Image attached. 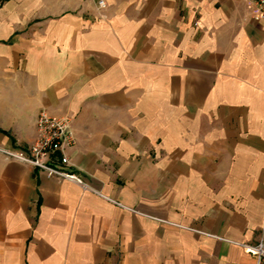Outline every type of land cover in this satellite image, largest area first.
Here are the masks:
<instances>
[{
    "label": "crops",
    "instance_id": "crops-1",
    "mask_svg": "<svg viewBox=\"0 0 264 264\" xmlns=\"http://www.w3.org/2000/svg\"><path fill=\"white\" fill-rule=\"evenodd\" d=\"M98 1L0 0V147L27 149L41 107L69 115L66 170L102 193L0 151V264H256L264 19Z\"/></svg>",
    "mask_w": 264,
    "mask_h": 264
},
{
    "label": "built area",
    "instance_id": "built-area-1",
    "mask_svg": "<svg viewBox=\"0 0 264 264\" xmlns=\"http://www.w3.org/2000/svg\"><path fill=\"white\" fill-rule=\"evenodd\" d=\"M246 1L254 11L253 18L264 19V0ZM104 5L103 0L98 1L99 7ZM34 125L36 136L27 149L0 147L5 158L37 167L48 177L74 181L82 189L102 195L84 176L66 170V167L70 165L69 149L76 143L71 129V117L69 115H54L46 108L41 107L35 114ZM242 247L244 251L256 258V264H259V261L264 257L262 241H258L256 244H242Z\"/></svg>",
    "mask_w": 264,
    "mask_h": 264
},
{
    "label": "rangeland",
    "instance_id": "rangeland-1",
    "mask_svg": "<svg viewBox=\"0 0 264 264\" xmlns=\"http://www.w3.org/2000/svg\"><path fill=\"white\" fill-rule=\"evenodd\" d=\"M16 65H17L16 61H12V63H11V61H10V65H9V67L15 69V68H16ZM15 70H16V69H15ZM10 79H13L14 82L16 81V77H15V76L12 77V78H10Z\"/></svg>",
    "mask_w": 264,
    "mask_h": 264
}]
</instances>
